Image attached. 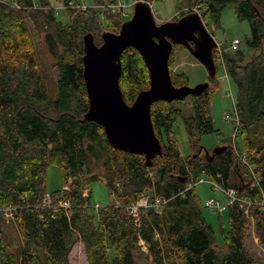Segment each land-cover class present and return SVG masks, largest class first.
I'll return each mask as SVG.
<instances>
[{
  "label": "trees",
  "instance_id": "obj_1",
  "mask_svg": "<svg viewBox=\"0 0 264 264\" xmlns=\"http://www.w3.org/2000/svg\"><path fill=\"white\" fill-rule=\"evenodd\" d=\"M54 1L67 5L72 0ZM116 1L95 3L108 7ZM141 1L154 0H135ZM195 6L204 9L199 14L207 27L216 24L228 6L234 7L238 20L250 25L248 45L257 54L244 65L239 50L222 56L237 89L235 110L245 154L242 158L227 145L217 155L201 147V137L214 132L209 108L215 75L208 76L209 86L200 96L188 97L191 107L186 115L174 102L152 104L151 121L162 155L146 167L143 157L113 149L100 126L84 122L88 98L82 76V38L92 33L95 41L101 40L103 32L118 33L127 19L107 7L103 11L88 7L77 13L67 10L70 21L63 24L49 0H0V264H70L69 255L77 243L83 245L87 264H136L137 256L150 264H261L248 250V221L238 206L227 211V228L220 231L226 251L219 253L194 187L185 188L204 174L221 187L236 190L240 197L264 198V146H253L246 137V128L264 119V0H180L179 14L171 21L185 17ZM27 23L42 35L58 71L54 101H48ZM174 47L168 62L172 84L189 86L187 75L172 72ZM121 67L119 86L124 101L132 105L136 95L149 88L148 70L131 47L122 52ZM179 118L190 150L186 157L172 132ZM85 139L102 144L104 182L117 202L94 207L93 212L89 191L86 196L84 191L97 177L87 161L92 145L85 146ZM50 166L62 169L63 188L48 193L45 180ZM250 168L259 183L254 187L238 172L250 176ZM144 194L167 202L160 213L141 210L135 222L127 208ZM46 196L50 208L41 206ZM63 201L70 208H61ZM8 208L14 210L22 240L17 253L10 252L4 235L2 212ZM251 214L264 242V208L253 206Z\"/></svg>",
  "mask_w": 264,
  "mask_h": 264
},
{
  "label": "rangeland",
  "instance_id": "obj_2",
  "mask_svg": "<svg viewBox=\"0 0 264 264\" xmlns=\"http://www.w3.org/2000/svg\"><path fill=\"white\" fill-rule=\"evenodd\" d=\"M49 1L56 13L57 20L63 24L69 23L70 17L66 12L69 9H65L62 3H57L54 0ZM72 3L76 6V13L80 10H83L80 7H83L84 9H87L88 7H94L100 11H103V9L107 7V5H96L95 0H72ZM133 3H135V0H117L115 4L110 5L107 8L110 9L111 6L118 8L120 4H125L126 7H124V13L128 16L126 18L128 20L133 14ZM149 6L156 24L159 25L164 22L171 21L179 14L178 7L180 6V0H154L149 4ZM201 10L204 11L203 8ZM201 10L199 9L200 12ZM113 13L119 14L121 16L120 13ZM27 25L30 29V36L33 42L38 68L44 83L48 101H54L57 97L56 81L58 78V71L52 66L53 60L46 51L42 41V35L33 29L31 23H27ZM205 27L221 50L228 48L234 39H238L240 41L238 50L240 51L242 58V61H240L241 65L249 62L257 54V52L251 49L248 45L251 36L250 25L247 21H240L237 19L234 7L228 6L224 8L219 14L218 22L212 26ZM98 38L99 37L95 39V43L97 45H99L101 42V40ZM225 53L231 52L225 50ZM214 62L216 66V86L215 88L212 87L213 96L209 108V114L212 120L214 132L201 137V147L203 148V152L206 151L211 153L215 149L227 145L232 147L234 152L243 158L245 154L243 141L244 135L241 134L240 125H238L239 129H237L235 132V102L237 89L227 76V70L225 68L224 61L221 62V60L219 61V59H215ZM172 65V72L178 74L183 73L187 75L189 87H195L208 81L209 74L206 68L200 64L184 47H180L179 45L174 47ZM173 106L185 111L186 115V112L188 113L191 107L190 99L187 98L185 101H176L174 102ZM226 116H229L231 119H226ZM172 132L181 155L183 157L188 156L190 154V150L181 118L174 122ZM246 137L253 146H264V119L252 126H248L246 128ZM87 145H92V149L87 151V161L91 171L97 177V180L92 182L88 189H86V194H88V191L90 194V211L93 212L95 211L93 209L94 207L97 209L96 206H109L115 203L116 200L114 195L108 191L104 182L103 161L105 153L103 151L102 144L95 140L85 139V146ZM253 152L254 151H252L251 154ZM240 171L242 170L238 171L239 175L246 179V181L248 178L249 180L252 178L251 173L249 176L248 173ZM200 179L206 180L205 175L201 174L199 178L192 179L191 183H196L194 190L200 200L202 215L207 223L212 226L215 232L214 249L219 253H224L226 251V247L223 243L220 231L221 229L225 230L227 228V211L230 208V205L227 206V197L219 189H214L206 182L199 183ZM45 185L48 193L63 188V174L60 167H48ZM210 199L221 202L225 209L219 213L217 210H209L203 207L204 203ZM236 206H238V209L244 214L246 220L248 221V229L246 232V244L248 250L257 262L264 264V242L257 234L255 228V219L251 214V210H249L248 214H246L242 208H239L238 204ZM3 223L4 235L8 241V244L10 245V252L17 253L20 251L22 245V240L17 225L12 217L9 218L3 216ZM143 250L145 251L144 248ZM135 261L136 264H150L148 260L141 256H137ZM69 262L70 264H87L83 245L81 243H77L73 247L69 255Z\"/></svg>",
  "mask_w": 264,
  "mask_h": 264
},
{
  "label": "water",
  "instance_id": "obj_3",
  "mask_svg": "<svg viewBox=\"0 0 264 264\" xmlns=\"http://www.w3.org/2000/svg\"><path fill=\"white\" fill-rule=\"evenodd\" d=\"M133 7L132 16L119 32H103L99 45L92 33L82 38V76L88 98L84 122L100 126L110 147L143 157L145 166L151 167L152 161L162 155L151 121L152 104L198 97L209 86V82L195 87L172 84L168 62L173 47L186 48L213 79L216 75L213 51L217 44L196 13L158 25L147 2H137ZM130 47L143 59L149 76V88L140 91L132 105L124 101L119 86L121 54ZM223 148L212 153L220 154Z\"/></svg>",
  "mask_w": 264,
  "mask_h": 264
},
{
  "label": "built area",
  "instance_id": "obj_4",
  "mask_svg": "<svg viewBox=\"0 0 264 264\" xmlns=\"http://www.w3.org/2000/svg\"><path fill=\"white\" fill-rule=\"evenodd\" d=\"M204 0H200V2H202ZM136 3V2H135ZM135 3L132 4L135 5ZM72 3V1H69L67 5L63 4V7L66 9H75L76 6ZM123 5V6H122ZM124 7H126L125 4H120L118 6V8H116L115 6H111L110 9L112 12H117L120 13L121 16H123L124 18H127L128 16L124 13ZM84 10L83 7H80ZM191 13H196L200 16L199 14V7L195 6L192 7L189 11L188 14ZM240 45V41L238 39H234L228 48L221 50L218 47V44L216 46L215 52H214V60L215 59H219V61L221 60V62H223V54L225 53V50L230 51V52H234L236 50H238V47ZM226 119H231L229 116H226ZM236 120V128H235V132L237 131V129H239V119L237 117H235ZM250 173L252 175V178L250 179V186L254 187L256 185H258V179L257 177L254 175L252 168H250ZM208 183L210 184L214 189H219L226 197H227V206L230 205L229 207H232L234 205H239V208H242L244 210V212L246 214H248V211L251 210V208H253V206H260L264 208V198H262L260 201L259 200H254V199H248L245 197H240L237 193L236 190L234 189H225L223 187H221L220 185L208 180L206 178V180L204 179H200L199 183ZM196 184V183H195ZM194 183L189 182L185 188V190H188L192 187L195 186ZM84 195L86 196V190L84 191ZM167 200L164 199L163 197L160 196H156V197H150L149 194H144L141 196L140 200L138 202H136L135 204L130 205L127 209L130 211L131 215L135 218V222H138V218H139V213L141 210H145V209H153L154 211L160 213V211L162 210V207L166 204ZM115 204H117V202H115ZM42 208H50L51 207V200L49 198V196H46L43 201H42ZM59 206L65 210H67L68 208H70V204L67 201H63L59 203ZM203 207L209 209V210H217L219 213H221L225 207L223 206V204L217 200L214 199H210L208 201H206L203 205ZM13 212L14 210L12 208H8V209H4L3 210V216L5 217H9V218H13Z\"/></svg>",
  "mask_w": 264,
  "mask_h": 264
},
{
  "label": "bare ground",
  "instance_id": "obj_5",
  "mask_svg": "<svg viewBox=\"0 0 264 264\" xmlns=\"http://www.w3.org/2000/svg\"><path fill=\"white\" fill-rule=\"evenodd\" d=\"M97 207V206H96ZM98 208V207H97Z\"/></svg>",
  "mask_w": 264,
  "mask_h": 264
},
{
  "label": "crops",
  "instance_id": "obj_6",
  "mask_svg": "<svg viewBox=\"0 0 264 264\" xmlns=\"http://www.w3.org/2000/svg\"><path fill=\"white\" fill-rule=\"evenodd\" d=\"M98 207V206H97Z\"/></svg>",
  "mask_w": 264,
  "mask_h": 264
}]
</instances>
